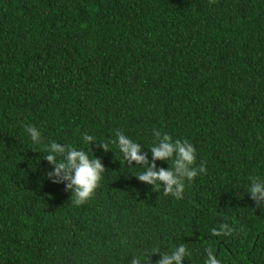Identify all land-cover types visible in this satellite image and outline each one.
<instances>
[{"label": "trees", "instance_id": "obj_1", "mask_svg": "<svg viewBox=\"0 0 264 264\" xmlns=\"http://www.w3.org/2000/svg\"><path fill=\"white\" fill-rule=\"evenodd\" d=\"M117 131L149 161L154 131L186 139L205 171L180 198L154 190L109 143ZM51 141L104 165L81 204L47 176ZM254 177L264 179V0H0V264H156L153 252L180 243L182 264L208 251L264 264ZM224 223L231 233L211 231Z\"/></svg>", "mask_w": 264, "mask_h": 264}, {"label": "clouds", "instance_id": "obj_2", "mask_svg": "<svg viewBox=\"0 0 264 264\" xmlns=\"http://www.w3.org/2000/svg\"><path fill=\"white\" fill-rule=\"evenodd\" d=\"M25 131L28 133L33 143L41 142V133L37 127L32 124L25 125ZM153 136L156 142L150 146L151 161L146 154L141 151V145L135 140L120 131L115 134V140L109 143H115L123 159L128 163L134 161L142 166V171L138 173L137 178L152 185L153 189H163L165 194H172L180 198L183 194L184 181H191L197 172H204V164L192 167L196 160L195 147L186 139H173L168 133L161 134L154 131ZM81 140L87 144L94 142L93 137L88 133L81 136ZM109 143L101 145L105 150L110 149ZM48 152L44 159L52 164L53 167L47 176L53 182L66 181L64 187L72 189L75 194V204H81L87 200L98 186L101 175L104 172V165L98 157L89 156L88 152L82 148L71 147L67 144L51 141L47 145ZM57 157H60L58 160ZM171 159V167H158L156 160ZM146 165V166H145ZM162 182V183H161ZM247 193L249 197L260 205H264V179L254 177L250 180ZM211 231L219 235H227L233 231L227 223L221 224L219 228H212ZM159 253L156 264H182V260L189 254L183 243L177 244L170 251L161 253L159 250L153 253ZM129 264H146V261L139 255L131 256ZM204 264H221V261L208 251Z\"/></svg>", "mask_w": 264, "mask_h": 264}]
</instances>
